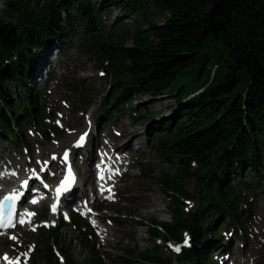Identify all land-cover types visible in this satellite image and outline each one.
Here are the masks:
<instances>
[{"label":"trees","instance_id":"trees-1","mask_svg":"<svg viewBox=\"0 0 264 264\" xmlns=\"http://www.w3.org/2000/svg\"><path fill=\"white\" fill-rule=\"evenodd\" d=\"M120 3L105 0L102 6ZM120 7L141 19L133 28L132 45L97 46L95 55L101 62L108 58L117 63L115 75L125 98L169 94L180 101L204 84L208 61L219 64L207 91L165 124L170 132L175 130L168 149H163L174 172L165 174L161 183L165 190L183 191L185 182L196 178L218 197L217 209H233L230 179L238 174L237 166L256 169L264 162V0H130ZM151 7L159 11L163 24L155 21ZM95 8L91 0H13L9 10L26 20L19 27L0 24V65L24 41L44 48L50 39L63 40V12L73 26L77 19L95 22L101 11ZM30 59L21 57L18 70L4 66L0 79L15 81L34 102L35 92L26 84L32 75ZM178 78L182 82L173 87ZM2 92L9 105L10 95ZM171 153L197 159L198 172H190L188 158L175 160ZM205 214L195 223L200 236ZM190 258L205 264L198 247Z\"/></svg>","mask_w":264,"mask_h":264},{"label":"rangeland","instance_id":"rangeland-1","mask_svg":"<svg viewBox=\"0 0 264 264\" xmlns=\"http://www.w3.org/2000/svg\"><path fill=\"white\" fill-rule=\"evenodd\" d=\"M113 16L122 19L123 23H130L133 24L135 23L137 19V17H131L129 19L123 18V16L120 14L119 10L113 6H110L108 8ZM4 11V2H2L0 0V12ZM154 11V10H153ZM156 11L153 12V14L156 15ZM3 18H6V16H3ZM156 21L160 24L164 23V19H160L158 17H156ZM107 26H110L109 23H107ZM112 24V23H111ZM128 44H131V41H129ZM70 53L74 54V56H77V52L74 49H70L69 51ZM73 58V57H72ZM83 61H84V65L86 66V71L82 73L81 76L88 78V79H96L99 78L98 74L96 73V68H95V64L92 60L87 59L85 57H82ZM65 64V63H63ZM96 87L98 89H100V85L104 88L105 87V83L104 81L99 82L98 80L96 81ZM11 90L13 92H16L15 89L12 87ZM14 101L17 102L16 98H14ZM135 103L140 105V109L142 110V112L144 113V115H146V117H148V115L150 113H155L157 116H167L170 112L175 111L176 109H178V105L176 103V100L172 99V98H153L151 96L145 97L144 99H138L137 101H135ZM157 122L149 119H145L143 122H141L140 125L138 126H131L132 128V132L133 133H138V135H141L140 138L138 139V142L141 143H145V134H146V130L148 129H153V125H155ZM131 131V129H130ZM132 133V134H133ZM140 133V134H139ZM129 136V140H132L133 138H135L136 136L133 135ZM146 151L150 154L149 148H146ZM148 159L151 160V162L153 164H155L156 166V176H159L157 174H159V172H162L163 170L167 169V165L165 163H162L161 160L156 157L153 154H150L147 156ZM148 184V182H147ZM150 187H146L144 184L142 185V189L144 190L145 193V201L143 202V211L140 214V216L144 219H154V220H158V221H162V222H169L171 219L169 217V214L167 213V211H165V206H164V200L163 198L160 196V188L151 181H149ZM187 187L189 190L194 189L195 187V183L194 182H189L187 184ZM159 210V214L156 213L155 209ZM121 224L125 225V224H131L132 226V232L134 235V240L136 241V244L140 250V252H144L145 249L151 247V244L149 242V235L147 233V230L145 228H139L137 227L135 224L130 223L129 220H121L120 221ZM64 241L67 244H70V236H72V238H77V234L71 230H68L66 233L64 232ZM125 246V245H124ZM123 247V246H122ZM121 247V248H122ZM120 248V249H121ZM73 249V248H72ZM118 250L117 252L113 253L114 256H112L113 258H115L116 256L118 258L121 257V252L122 250ZM74 251V249H73ZM121 251V252H120ZM77 262H80L81 258L76 257Z\"/></svg>","mask_w":264,"mask_h":264},{"label":"snow or ice","instance_id":"snow-or-ice-1","mask_svg":"<svg viewBox=\"0 0 264 264\" xmlns=\"http://www.w3.org/2000/svg\"><path fill=\"white\" fill-rule=\"evenodd\" d=\"M85 138H86V134H82L80 136V139L76 142L75 146L76 147H81L83 145L84 141H85ZM53 158H55V157H53ZM64 159L68 160V152L67 151L64 153ZM74 181H75V176H74V174L72 172L71 167L69 166L68 175L64 178V180L61 182L60 186L56 189L58 196L61 195V194L69 193L71 185L74 183ZM23 183L26 186L28 184V181L25 180ZM44 187L47 188L48 185L44 184ZM17 199H19V197L14 192L13 194H11L9 196H6L3 201H0V226H4L5 224H7L9 227L13 226L12 225V213L10 212L9 213V218L7 220H5L4 216H3L2 209H3V206H4L5 202L11 200L13 202V205H14V203H15V201ZM35 202H36L35 200L32 201V203H35ZM52 209H53V211L56 210V205L55 204L52 205ZM29 215H34V213H29ZM20 222L23 223L24 222L23 219H21ZM93 224H95L94 221H93ZM13 239H15V237H13ZM185 243H187V240L185 241ZM174 251L179 252L180 248L179 247H174ZM4 259L8 260L7 255H5ZM9 264H16V262L9 261Z\"/></svg>","mask_w":264,"mask_h":264},{"label":"bare ground","instance_id":"bare-ground-1","mask_svg":"<svg viewBox=\"0 0 264 264\" xmlns=\"http://www.w3.org/2000/svg\"><path fill=\"white\" fill-rule=\"evenodd\" d=\"M137 139H138V138H137ZM155 211H156V213H157V214H159V213H160V212H159V210H158V208H157V209H155Z\"/></svg>","mask_w":264,"mask_h":264}]
</instances>
